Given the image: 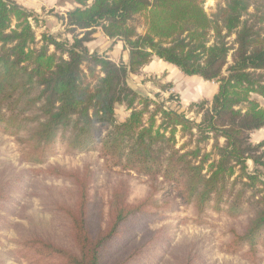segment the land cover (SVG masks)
Returning <instances> with one entry per match:
<instances>
[{
  "label": "trees",
  "instance_id": "trees-1",
  "mask_svg": "<svg viewBox=\"0 0 264 264\" xmlns=\"http://www.w3.org/2000/svg\"><path fill=\"white\" fill-rule=\"evenodd\" d=\"M70 1L76 7L66 13L65 26L83 35L65 48L51 36H42L39 45L32 14L0 0V128L22 145L28 164L43 165L62 142L68 154L97 152L113 167L148 178L152 192L129 203L125 184H119L108 221L92 231L90 177L69 173L76 195L58 208L68 220L70 243L34 236L19 241V258L33 264H134L137 254L114 261L111 245L124 226L158 209L153 196L163 183L198 215L211 209L237 218L251 210L228 248L246 249L244 258L255 260L264 252V141L253 144L251 134L264 130V105L252 97L264 100V13L250 0H227L211 17L201 0ZM95 29L122 42L126 63L89 54L84 44ZM153 58L217 84L210 101L188 107L199 122L130 86L129 77ZM120 105L129 115L117 122ZM60 172L47 167L33 173L59 178Z\"/></svg>",
  "mask_w": 264,
  "mask_h": 264
},
{
  "label": "rangeland",
  "instance_id": "rangeland-1",
  "mask_svg": "<svg viewBox=\"0 0 264 264\" xmlns=\"http://www.w3.org/2000/svg\"><path fill=\"white\" fill-rule=\"evenodd\" d=\"M201 1L205 13L211 17L227 0ZM250 1L256 3L254 6L257 5L259 12L264 13V0ZM54 11L48 10L47 14L60 19ZM32 16L31 23L39 45L42 36H51L67 48L72 44L73 36L81 38L83 35L82 31L71 33L66 26L62 33L50 34L51 28L43 29L46 22L37 19L35 14ZM96 30L88 36L89 41L84 44L89 54L106 56L115 63L123 62L120 46L115 47L116 42L113 40H101L103 38L96 36ZM50 51L53 49L50 48ZM228 63H231L230 56ZM83 67L86 71L85 65ZM167 73L175 79L176 90L172 84L165 82ZM129 84L140 96L170 110L184 113L187 118L196 122L200 121L201 116L188 111L189 106L181 107L180 95L192 97L190 94L193 90L201 94L196 97L200 99L206 93L210 96L212 87L217 85L214 82L189 84V78L156 58L137 75L130 76ZM252 98L264 105L261 98ZM203 100L207 99H200L196 103ZM210 100L209 98L208 101ZM128 115L129 111L125 106H116L117 122L124 121ZM176 139L179 144L182 143L179 134ZM22 155L23 147L18 140L4 134L0 128V191L5 197L0 200V264H33L21 260L18 251L19 241L34 236L60 244L70 243L68 220L58 208L59 204H72L76 195L68 178L69 173L86 172L90 177L87 213L92 231L108 221L111 194L119 184H125L129 203L141 201L152 192V181L148 178L113 167L97 152L68 154L62 142H58L51 149L43 165L28 164ZM47 167L59 168L61 176H36L33 173ZM247 167L251 172L253 167L250 162ZM156 190L158 191L153 197L158 209H153L148 218L139 219L138 224L129 223L123 227L120 238L110 248L114 261L137 254L134 264H264L263 251H259L255 260L248 261L244 258L246 249L233 253L228 248L233 234H240L252 216L251 210L243 209V213L237 218H230L211 209L198 215L192 205L184 204L177 196L174 186L158 183Z\"/></svg>",
  "mask_w": 264,
  "mask_h": 264
},
{
  "label": "crops",
  "instance_id": "crops-1",
  "mask_svg": "<svg viewBox=\"0 0 264 264\" xmlns=\"http://www.w3.org/2000/svg\"><path fill=\"white\" fill-rule=\"evenodd\" d=\"M12 1H14L17 5L23 7L28 13L32 12V14H35V16H38V17H36L37 19L44 20L46 23H45V27H43V29L51 28L52 30L50 31V34L57 33V32H59V33L63 32V28L65 27L64 18L66 16V13L68 11L72 10L76 6L70 0H65L64 2H61V0H12ZM53 9L55 10L54 13H56L60 19H57L53 15L47 14L48 10H53ZM49 22H52V23H49ZM96 31H97L96 36H100L101 38H103L101 40L108 41V39L104 37V35L102 34L100 29H97ZM96 36H94V37L96 38ZM116 46H120L119 48L121 51V57H122L121 59L123 60L124 63H126L127 59H128V51L126 50V48L124 47L122 42H119V41L116 42L115 47ZM160 62H162V61H160ZM163 64L168 65L164 62H163ZM185 77H187V76H185ZM187 78H189V84H192V83L199 84V82H204L199 77H187ZM174 80L175 79H173V76H170L169 73H167V77L165 79V82L168 84H172L173 89L176 90L177 85H176ZM206 83H209V82H205V84ZM217 90H218V86L214 85L212 87L211 95L209 96L206 93V95L204 94L200 99H203V98H205L207 100L209 98L212 99V97L217 93ZM190 95L192 97H190V96L187 97L183 94L180 95L181 96L180 97L181 107H187V106L191 105L192 103H196L198 100H200L199 98H196V97L201 95V94H197L192 90ZM255 133L256 134L251 135V141L253 144H257L259 142L264 141V130L255 131Z\"/></svg>",
  "mask_w": 264,
  "mask_h": 264
}]
</instances>
